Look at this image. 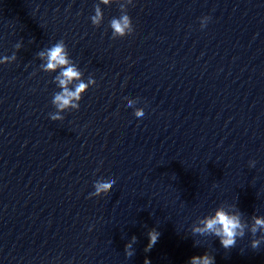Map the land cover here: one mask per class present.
I'll return each instance as SVG.
<instances>
[{"label":"clouds","instance_id":"obj_1","mask_svg":"<svg viewBox=\"0 0 264 264\" xmlns=\"http://www.w3.org/2000/svg\"><path fill=\"white\" fill-rule=\"evenodd\" d=\"M107 2V0H105ZM127 17L124 18V26L127 25ZM112 27L117 31L122 33L123 27L120 22L113 21ZM68 63L64 49L62 45H56L48 52V63H47V69L53 70L61 65H66ZM62 79H60V85L64 87V91L62 94L57 95L55 100L58 103V106L60 108L65 107L68 105L73 97L79 96V93L81 90L85 88V85L83 83L79 84L76 88L75 92L69 91L67 87H65L73 78H77L79 76V73L72 67L66 68L62 73ZM137 115H141V113H137ZM111 187V184H99L97 185V193L101 191H107ZM256 225L264 226V220L257 219ZM219 226V230H217V227ZM238 228H241V225L239 223V220L235 216H228L224 212L219 211L216 214V217L213 219H209L206 222V226L204 230H217L216 234L219 236H222L221 244L224 248H230L234 246L235 244V236L237 235L236 230ZM203 231V230H198ZM255 231V228L253 229ZM159 233L153 231L149 233V247L154 245L157 242ZM253 248L258 247V242L254 241ZM145 264H149V262L146 260ZM192 264H212L211 258H209L207 255H205L203 258L200 257H193L192 258Z\"/></svg>","mask_w":264,"mask_h":264}]
</instances>
